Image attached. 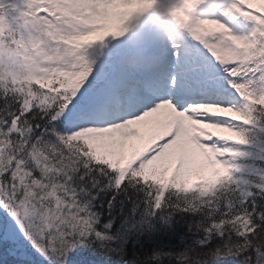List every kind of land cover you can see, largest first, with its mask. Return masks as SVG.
<instances>
[{"label": "snow or ice", "instance_id": "6c2138e0", "mask_svg": "<svg viewBox=\"0 0 264 264\" xmlns=\"http://www.w3.org/2000/svg\"><path fill=\"white\" fill-rule=\"evenodd\" d=\"M103 3L127 7L122 29L95 42L97 46L87 53L85 71L70 76L51 107L37 103L47 89L39 88L41 77L34 73L14 76L0 84V238L16 242L22 236L49 264H89L95 258L89 250L90 242L95 241L101 250H110L106 242L111 237L96 228L92 197L84 198L82 194L90 189L74 184L77 173L80 179L87 176L94 184H99L103 177L107 183L102 188L120 190L127 182L143 192L149 211L133 227L150 226L157 210L184 211L186 205L173 187L146 177L170 151L191 139L210 165L204 170L205 175L218 171L235 180L215 197H203V204L193 199L197 192L187 197L198 205L188 212L202 216L197 223L202 232L197 244L203 254H178V264H210L231 256H241L244 264H264V148L257 152L259 162L247 186L236 175L237 169H241L238 158L250 154L243 147L252 145L250 131L255 127L257 136L264 138V56L249 55L241 62L221 55L220 51L264 45V15L253 11L246 0H204L200 7L206 10L192 17L190 26L174 42L164 39V51L158 47L160 35L150 23L144 22L134 30L132 26L133 21L147 17L156 3ZM0 6L9 8L5 17L9 27L6 38L17 43L18 36L23 37L35 26L30 22L34 5L30 0H0ZM46 7L61 12L80 5L47 2ZM178 11L171 9L173 14ZM35 20L39 23L38 17ZM206 23L220 25L223 30L202 35L199 26ZM236 28L243 31L237 32ZM84 31L70 33L69 38L82 36ZM218 69L226 74L227 91L232 96L238 94L239 102L215 96H202L201 99L211 100L207 103L185 98L198 89L214 92ZM26 85L32 92L38 89L37 98L31 102L26 101V94H32L25 92ZM253 102L260 116L255 126L249 115ZM206 106H218L230 114L200 110ZM233 114L239 118L234 119ZM196 121L228 134H194ZM141 124L154 125L156 138L126 175L107 163H98L89 153V141L98 154L105 150L107 139L115 131ZM77 138L84 139L70 146ZM45 163L54 165L51 171L44 167ZM49 189L72 205L70 212L65 208L63 222H58L57 227H46L36 212L41 203L48 202L44 194ZM60 189L73 195H65ZM241 217L251 221L249 227L254 226V231L241 234ZM217 238L219 243L212 244ZM161 255L155 253L154 258Z\"/></svg>", "mask_w": 264, "mask_h": 264}, {"label": "trees", "instance_id": "16d2710c", "mask_svg": "<svg viewBox=\"0 0 264 264\" xmlns=\"http://www.w3.org/2000/svg\"><path fill=\"white\" fill-rule=\"evenodd\" d=\"M6 80H8L7 75L0 73V82ZM254 140L258 141L259 137ZM77 142L79 141L70 142V146ZM251 157L252 161L246 164V170L251 171L249 183L254 175L253 169L259 162L257 152ZM106 183L103 177L100 178L99 184L89 182L87 176L80 179L79 173L74 178L77 187L83 185L85 189H90V192H82V194L84 198L92 197L93 211L97 214L96 228L111 237L106 242L110 250H101L95 241L90 242L89 250L95 258L90 260L89 264H178V254L185 252L190 256L203 254L202 247L197 244L198 238L202 235L197 223L202 220V216L188 212L189 209L198 207L187 198L192 192H196L194 189L187 190L182 186L166 184L165 181H156L155 183L173 187L176 195L184 200L186 207L184 211H173L171 208L157 210L155 216L151 218L150 226L134 228L133 226H138L149 211L145 203V194L128 186L127 182L120 190L102 188L101 185ZM227 186L228 184H217L205 196L197 194L193 199L203 204L205 203L203 197H215ZM163 195L161 191L159 194L161 200ZM173 199L176 197L173 196ZM179 207L178 204L177 208ZM250 223L247 217L239 219L241 234L254 231V226L249 227ZM222 226L221 223L220 227ZM216 243H219L218 238L212 241V244ZM10 247L15 248L13 253L8 252ZM155 253L162 255L154 258ZM0 264H49V260H45L23 238L14 246L0 238ZM210 264H244V262L241 256H231L227 260L210 262Z\"/></svg>", "mask_w": 264, "mask_h": 264}, {"label": "rangeland", "instance_id": "374dc122", "mask_svg": "<svg viewBox=\"0 0 264 264\" xmlns=\"http://www.w3.org/2000/svg\"><path fill=\"white\" fill-rule=\"evenodd\" d=\"M32 0H30L31 2ZM177 5L180 6V2L175 0ZM256 0H247L249 6H253V2ZM51 3H66V4H77L80 7L69 8L65 11H61L63 16L71 21L77 29H85L81 38L85 42V37L87 39V44L95 42L97 40H102L104 36L110 35L113 33H118L122 29V25L126 19V13L128 11L126 6L118 4H105L102 5L96 4L95 7L98 9L95 12L91 11L90 7H83V5L90 2V0H48ZM151 2L156 3L157 7L152 9L151 13L144 18L133 21V30L140 24L147 22L150 23L158 32L159 28L162 29L163 37L167 39L170 34L166 31L172 30L176 32L179 28H186L190 26L192 17L198 15L200 12H197L195 6H191L188 10V20L184 18L181 13L177 12L176 14H167L159 15V9L162 7V4H157L156 1L151 0ZM42 0L39 3L41 4ZM186 4H189L188 0H185ZM14 6V5H13ZM4 6H0L3 8ZM202 12V11H201ZM6 16L0 15V68L4 69L8 79L16 77L18 75L19 66H23L20 62L19 64L15 62L16 54L13 53V56H10V48L5 47V39L9 32V27ZM183 21V23H181ZM36 25L35 17H31V21ZM157 22V23H156ZM203 26L207 29V32H202V35H206L210 32L221 31L223 30L220 25L214 23H206L199 26ZM239 28H236L235 31H238ZM161 32L159 33V35ZM17 44V43H15ZM230 50H224V55L229 56L230 58H235L230 56ZM177 55V54H176ZM26 65L28 63L26 61ZM20 68V67H19ZM27 68H30L29 66ZM32 73V69L30 70ZM226 74L216 75L215 79L217 82H224ZM237 98H241L237 94ZM256 103V102H253ZM202 111H208L219 115H228L230 114L227 110L221 109L218 106H206L201 109ZM234 119H238L239 116L233 114ZM194 124V134L206 136V135H227L228 133L224 130L217 129L211 125L204 124L203 122L196 121ZM157 129L152 124H141L136 126H128L121 128L113 133L106 141V148L100 153H96L95 146L89 141V153L93 154V158L106 162L110 167H115L120 169L125 173L128 169L131 168L132 163L137 160L144 151L147 150V147L154 142L156 138ZM84 139V138H80ZM199 150L195 147L194 143L189 139L181 147L170 151L163 162L155 167L146 177V179L153 180H162L166 179L170 184H178L179 182L184 183L187 187H197L199 191L202 192V196L206 194L214 178H216V173L214 171L211 175H205L204 170L210 165L208 161L202 159L204 157L202 154H199ZM214 159V157H213ZM195 167L198 169L196 170ZM245 175L241 177V180H244ZM208 180V181H206ZM201 184V186H200ZM213 186V185H212ZM22 236L18 241L13 242L7 238H2L3 241H8L11 246L19 243L22 240ZM15 251L14 247H10L8 252L13 253Z\"/></svg>", "mask_w": 264, "mask_h": 264}, {"label": "clouds", "instance_id": "9594fccd", "mask_svg": "<svg viewBox=\"0 0 264 264\" xmlns=\"http://www.w3.org/2000/svg\"><path fill=\"white\" fill-rule=\"evenodd\" d=\"M47 2L48 0H42L41 4L34 5L33 16L35 18L38 17L39 23L33 27L32 31L26 32L23 37L18 36L17 44L27 45L21 51V55L27 61L33 73L41 77L39 88L47 89V92L37 100V103L51 107L52 104L56 103L57 94L64 90V85L70 76L77 72L85 71L87 53L97 45L95 41L88 44L86 48L81 36L77 35L69 38L70 33H77L81 29H77L60 11L53 12L51 8L46 7ZM96 4L102 5L103 0H90L83 7H90L91 11L95 12L98 10L95 7ZM41 12H47L48 15L39 16ZM8 13L9 8L7 6L0 8V15L6 16ZM49 17H52V19H49ZM198 31L200 33L207 32V29L201 26ZM175 38L176 36H170L167 40L174 42ZM224 50H227V48L220 49L221 55H224ZM230 52L236 59L249 56L248 47H237L234 50H230ZM251 53V55L264 56V45L255 44V47L251 49ZM3 82H0V84ZM25 92H32L31 87L26 85ZM37 94L38 89L32 92L31 95L26 94V101L31 102V100L36 99ZM60 98L64 99V97ZM255 148L258 150L259 148H264V138L259 139ZM44 167L51 171L54 165L45 163ZM60 190H63L65 195H73L66 189ZM52 191V189H49V192L44 194L48 202L41 203L36 208L41 223L46 227H57L58 222H63L62 218L65 215V208H68L70 212L72 206L69 201L64 200L58 194H51Z\"/></svg>", "mask_w": 264, "mask_h": 264}]
</instances>
